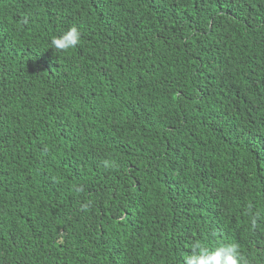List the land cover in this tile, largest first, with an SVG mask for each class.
<instances>
[{"label": "trees", "instance_id": "1", "mask_svg": "<svg viewBox=\"0 0 264 264\" xmlns=\"http://www.w3.org/2000/svg\"><path fill=\"white\" fill-rule=\"evenodd\" d=\"M230 243L264 244V0H0V264Z\"/></svg>", "mask_w": 264, "mask_h": 264}, {"label": "clouds", "instance_id": "2", "mask_svg": "<svg viewBox=\"0 0 264 264\" xmlns=\"http://www.w3.org/2000/svg\"><path fill=\"white\" fill-rule=\"evenodd\" d=\"M79 41L80 32L78 28L72 27L63 35L53 38L51 46L57 51H67ZM148 57H154L150 49L146 58ZM185 264H264V244L247 246L244 256L234 243L220 244L214 249L195 244L192 253L185 258Z\"/></svg>", "mask_w": 264, "mask_h": 264}]
</instances>
